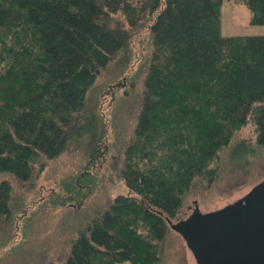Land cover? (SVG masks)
<instances>
[{"label":"trees","instance_id":"16d2710c","mask_svg":"<svg viewBox=\"0 0 264 264\" xmlns=\"http://www.w3.org/2000/svg\"><path fill=\"white\" fill-rule=\"evenodd\" d=\"M241 1L264 26V0ZM221 6L0 0V223L13 215L12 180L27 183L43 160L93 135L88 93L128 64L125 25L143 22L152 52L120 168L128 194L71 240L61 264H159L168 220L196 180L212 185L236 135L249 128L264 147V36L223 37Z\"/></svg>","mask_w":264,"mask_h":264},{"label":"rangeland","instance_id":"374dc122","mask_svg":"<svg viewBox=\"0 0 264 264\" xmlns=\"http://www.w3.org/2000/svg\"><path fill=\"white\" fill-rule=\"evenodd\" d=\"M250 19L241 0H222L223 37L264 36V26L252 25ZM125 28L130 34L128 64L109 67L88 93L96 120L93 135L69 143L57 158L43 160V169L37 166L27 183L11 181L14 209L12 217L0 223V264H61L71 240L114 198L128 194L120 168L152 45L145 23ZM241 140L245 144L236 145ZM235 141L220 154L212 185L196 180L173 223L187 218L195 202L202 213L218 211L264 182V147H256L249 128ZM159 258V264H197L185 240L170 227Z\"/></svg>","mask_w":264,"mask_h":264},{"label":"water","instance_id":"95a60500","mask_svg":"<svg viewBox=\"0 0 264 264\" xmlns=\"http://www.w3.org/2000/svg\"><path fill=\"white\" fill-rule=\"evenodd\" d=\"M192 214L169 227L180 234L197 264H264V182L224 208Z\"/></svg>","mask_w":264,"mask_h":264},{"label":"flooded vegetation","instance_id":"af4514ba","mask_svg":"<svg viewBox=\"0 0 264 264\" xmlns=\"http://www.w3.org/2000/svg\"><path fill=\"white\" fill-rule=\"evenodd\" d=\"M194 205H195V204H194ZM193 210H194V208H193ZM193 210H192V212H193ZM191 214H192V213H191ZM191 214H190V215H191ZM190 215H189V216H190ZM189 216H188V217H189ZM188 217H187V218H188ZM187 218H185V219H187ZM185 219H183V220H185ZM179 221H181V220H179ZM179 221H176V222H179ZM176 222H175V223H176Z\"/></svg>","mask_w":264,"mask_h":264}]
</instances>
